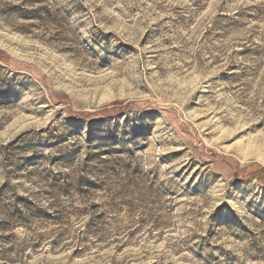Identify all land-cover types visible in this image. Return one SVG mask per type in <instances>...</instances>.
Segmentation results:
<instances>
[{
  "label": "rangeland",
  "instance_id": "obj_1",
  "mask_svg": "<svg viewBox=\"0 0 264 264\" xmlns=\"http://www.w3.org/2000/svg\"><path fill=\"white\" fill-rule=\"evenodd\" d=\"M0 264H264V0H0Z\"/></svg>",
  "mask_w": 264,
  "mask_h": 264
}]
</instances>
